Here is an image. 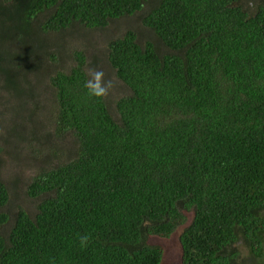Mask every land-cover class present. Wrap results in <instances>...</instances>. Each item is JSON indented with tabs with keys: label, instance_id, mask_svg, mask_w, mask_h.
<instances>
[{
	"label": "trees",
	"instance_id": "1",
	"mask_svg": "<svg viewBox=\"0 0 264 264\" xmlns=\"http://www.w3.org/2000/svg\"><path fill=\"white\" fill-rule=\"evenodd\" d=\"M145 5L152 40L127 30L107 43L106 64L128 91L113 111L88 95L81 51L49 77L53 131L71 148L29 178L32 214L4 211L0 180V264H160L148 239L177 229L180 264L261 256L264 0H0V47L22 49L0 48V62L20 65L24 82L23 48H47L40 31L99 29ZM20 80H6L17 97L31 87ZM78 233L90 234L87 248Z\"/></svg>",
	"mask_w": 264,
	"mask_h": 264
},
{
	"label": "rangeland",
	"instance_id": "2",
	"mask_svg": "<svg viewBox=\"0 0 264 264\" xmlns=\"http://www.w3.org/2000/svg\"><path fill=\"white\" fill-rule=\"evenodd\" d=\"M147 6L145 5L139 13L110 21L99 29L88 30L77 26L57 33L40 31V37L47 48L41 56L32 50L35 45L31 42L23 48L22 56L25 58L26 69L30 70L24 82L23 79H18L19 75V78L22 77L18 70L20 65L16 68L15 62L13 65L5 61L0 62V180L5 183L8 190L9 201L4 210L6 213L12 215L17 208H22L32 214L39 200L30 199L25 195L29 178L38 168H47L55 163L56 149H59L58 153L65 152L66 155L71 148L66 137L58 138L53 131L52 112H49L52 105L49 77L56 71H68L73 64L72 53L81 51L85 58L84 70L88 79L89 71L97 69L104 72L105 80L113 81L114 87L104 98L113 111L114 102L128 91L106 64L107 43L120 37L127 30L132 31L140 43L146 39L152 40L150 32L143 27L140 19L147 12L149 7ZM39 16L34 24L37 27L45 22V14ZM0 48L6 53L22 50L15 40L10 44L3 41ZM50 56L55 59L52 61ZM6 80L13 81L15 86L20 80L21 87H28L30 84L31 87L24 90L22 88V94L17 97L8 87ZM27 89L30 90V96L27 92L24 93ZM179 232L180 229L175 230L168 238L148 239L150 244L162 249L160 264H180L177 240ZM239 249L241 259L246 258V250L242 247ZM261 251V256L255 259L253 264H264V244Z\"/></svg>",
	"mask_w": 264,
	"mask_h": 264
},
{
	"label": "clouds",
	"instance_id": "3",
	"mask_svg": "<svg viewBox=\"0 0 264 264\" xmlns=\"http://www.w3.org/2000/svg\"><path fill=\"white\" fill-rule=\"evenodd\" d=\"M90 78L85 81V88L88 90V95L97 99L106 98L109 95L110 90L114 87L112 80H105L104 72L102 70L91 69L89 71ZM80 247L82 249L87 248L90 243V234H77Z\"/></svg>",
	"mask_w": 264,
	"mask_h": 264
}]
</instances>
